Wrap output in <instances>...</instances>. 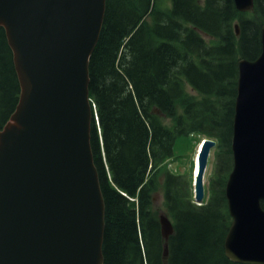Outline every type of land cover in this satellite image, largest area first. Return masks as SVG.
<instances>
[{"label": "trees", "instance_id": "obj_1", "mask_svg": "<svg viewBox=\"0 0 264 264\" xmlns=\"http://www.w3.org/2000/svg\"><path fill=\"white\" fill-rule=\"evenodd\" d=\"M263 24L264 0H254L245 14L233 0H106L89 59L98 118L90 145L105 206L103 264H239L224 255L230 225L224 187L232 168L237 63L259 55ZM185 85L201 98L187 94ZM19 93L0 27V130ZM193 133L217 140L209 197L201 206L192 202L188 180L162 166L176 138ZM160 188L174 227L166 242L153 201Z\"/></svg>", "mask_w": 264, "mask_h": 264}, {"label": "water", "instance_id": "obj_2", "mask_svg": "<svg viewBox=\"0 0 264 264\" xmlns=\"http://www.w3.org/2000/svg\"><path fill=\"white\" fill-rule=\"evenodd\" d=\"M105 1L0 0L20 86L0 131V264H103L88 70ZM233 1L239 12L253 9L254 0ZM234 112L224 250L235 263L264 264V25L258 57L238 61ZM214 145L206 140L199 155L198 202ZM159 222L167 239L172 225L164 215Z\"/></svg>", "mask_w": 264, "mask_h": 264}, {"label": "rangeland", "instance_id": "obj_3", "mask_svg": "<svg viewBox=\"0 0 264 264\" xmlns=\"http://www.w3.org/2000/svg\"><path fill=\"white\" fill-rule=\"evenodd\" d=\"M164 3L168 2V0H163ZM206 39H209L207 36H204ZM185 91L187 92V94L196 96V92H194L193 90L190 89L189 86H185ZM164 122H168V120H164ZM198 140V138H197ZM196 140V141H197ZM196 141H191V139L189 137H178L176 139L175 142V146H174V156L176 159V161H172V167L175 168V170L177 171L176 174H184L187 178V180L190 181V176H189V172L190 169L192 167V157L194 155V150H195V146H196ZM213 153L211 151L210 153V157H209V162L206 168V172H205V177H204V181H205V186H207V182H208V178L211 176L212 174V170H213ZM191 191V190H190ZM163 192L159 191L156 195H155V203L156 206L159 208H164V198H163ZM162 213V211L160 212Z\"/></svg>", "mask_w": 264, "mask_h": 264}]
</instances>
